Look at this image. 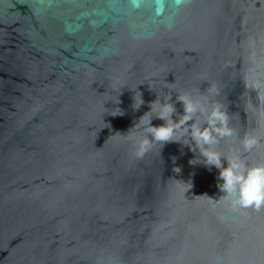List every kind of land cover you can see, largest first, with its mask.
<instances>
[{"label":"water","instance_id":"95a60500","mask_svg":"<svg viewBox=\"0 0 264 264\" xmlns=\"http://www.w3.org/2000/svg\"><path fill=\"white\" fill-rule=\"evenodd\" d=\"M184 94L227 113L214 150L264 163V0H0V264H264V206L188 136L136 154Z\"/></svg>","mask_w":264,"mask_h":264},{"label":"clouds","instance_id":"9594fccd","mask_svg":"<svg viewBox=\"0 0 264 264\" xmlns=\"http://www.w3.org/2000/svg\"><path fill=\"white\" fill-rule=\"evenodd\" d=\"M176 103L183 105V113L180 114L179 119L175 118ZM142 104L144 100L141 95L140 106ZM152 111H157L155 118L163 121L162 124H152L153 119L148 115ZM197 113L205 117L207 126H202L195 119ZM228 119L227 113L220 105L213 106L209 111L207 107L194 101L187 94L177 96L175 102H172L171 97L164 101L156 98L150 103V111L139 119L140 123L145 125L144 131L149 135L138 142L136 154L143 156L155 142H162L164 145L169 142L179 143L177 134L186 135L190 142L186 141L185 146L194 154L195 150L199 149L200 154L205 158V166L210 165L218 169L217 179L223 183H217V188L220 192L235 197L233 206L245 208L255 206L259 209L264 206V163L246 167L238 156L224 157L222 153L212 148L217 142V137L232 134L233 130L228 127ZM190 121L193 123L189 124ZM256 142L253 136H246L243 141L246 148H251Z\"/></svg>","mask_w":264,"mask_h":264}]
</instances>
